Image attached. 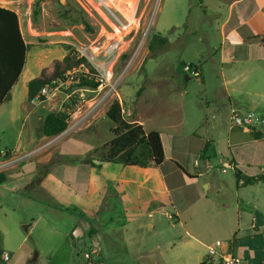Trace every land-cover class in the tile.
Wrapping results in <instances>:
<instances>
[{
  "label": "rangeland",
  "instance_id": "rangeland-1",
  "mask_svg": "<svg viewBox=\"0 0 264 264\" xmlns=\"http://www.w3.org/2000/svg\"><path fill=\"white\" fill-rule=\"evenodd\" d=\"M216 1L116 0L114 11L123 21H126L125 17L133 18L137 10V19L128 34L129 31L123 32L117 26L118 23L105 12L98 0H66L64 4L59 0H46L41 3L43 8L37 23L33 22L32 14V24L23 19L24 13H29L28 0H0V3L23 13L22 30L30 46L25 76L23 73L13 88L10 100L0 106V152H4L0 153V174L7 177V173L14 171L10 169H31L32 172H27H34L27 175V180L30 179L28 184L17 187L20 191L14 190L10 183L0 186V264L90 263L86 253L91 255L97 228L89 226V239L87 244L81 245L83 250L77 242L76 245L72 242L71 231L78 224L76 216L81 209L70 201L66 192H69L68 188H75L76 180L81 182L82 169L86 167L80 162L84 161L86 146L96 148L113 138L114 124L107 117V112L115 101L122 105L124 115L130 120L141 118L147 130L170 132L167 123H177L176 139L179 136L187 139L193 131L200 134L208 129L202 116L208 104L199 98L201 95L198 93L202 89L201 79L185 73V66L197 64L208 37L212 47L221 45L222 36L217 26L221 22L217 21ZM154 35L168 37L171 43L152 51L149 43ZM114 41H122L110 80L117 89L105 101L100 100L109 86L98 93L75 87L76 73H88V67L95 70L87 62L78 71L69 73L67 81L60 83L45 101L28 100L26 81L31 76L27 77L29 71L38 77L40 70L42 74L55 61H63L66 57L80 61L77 49L84 45L105 48ZM181 42L184 43L183 48ZM212 70L215 87L218 77L213 75L216 69L212 67ZM168 71L175 80L173 86L162 82ZM186 75L191 78L189 83ZM217 91L220 94V90ZM63 110L71 114L67 131L58 137L43 139L42 126L46 115ZM254 112L258 116L264 115V106ZM20 143L22 149L14 155L13 151H17ZM164 144L167 156L176 151V144L168 136H164ZM189 146L187 142L181 151L186 152ZM223 149L224 143L219 141V150ZM215 154L218 155V151ZM16 155L18 161L14 158ZM187 216V213L183 214L181 220L185 221ZM98 220L95 222L97 226L105 225ZM157 220L158 226L166 227V239L177 238L183 233L180 224L167 221L165 216L160 215ZM186 221L189 224L188 219ZM209 223L207 230L213 242H225V237L220 234L212 235ZM106 225L103 229L109 236L115 233L118 246L114 248L115 253L110 257L106 255L102 261L92 254L93 263L141 264L139 258L131 256L123 244L129 239L127 232L134 231V225L125 229L120 223H112L111 229ZM199 230L201 227L196 229L197 232ZM230 243L234 248L239 246L240 251H245L239 256L248 258L250 263L264 264V236L258 242L248 239L234 242L232 239L227 242L229 246ZM3 252L10 255V262L1 259ZM169 263L179 264V261L170 257Z\"/></svg>",
  "mask_w": 264,
  "mask_h": 264
},
{
  "label": "crops",
  "instance_id": "crops-1",
  "mask_svg": "<svg viewBox=\"0 0 264 264\" xmlns=\"http://www.w3.org/2000/svg\"><path fill=\"white\" fill-rule=\"evenodd\" d=\"M28 2L29 13H24L23 19L32 24L36 0ZM0 7L18 15L24 36L23 13L2 3ZM215 9L217 21L221 22L217 24L222 36L221 45L212 47L208 37L196 60L201 71L202 89L198 92L201 95L199 98L205 99L208 104L202 114L208 129L200 134L193 131L187 139L180 136L176 139L174 132L177 123H167L170 132L155 130L160 133L165 150V161L158 169L118 164H103L96 168L85 164L81 182L76 180L75 188H68L69 192H66L70 201L81 209L76 216L78 224L71 231L72 242H77L83 250L81 245L87 244L89 226L96 227V242L92 244L99 245L101 261L106 255L110 257L115 253L114 248L118 246L114 239L115 233L109 236L103 229L106 224L111 229L112 223H120L124 229L134 225V231L127 232L129 239L123 244L131 256L139 258L141 264H170V257L179 261V264H203L208 248L221 242H213L207 230L209 222L212 235L225 237V242H221L223 246L218 249L221 254L241 257L239 254L245 251H240L239 246L234 248L231 243L229 246L227 242L232 239L234 242L246 239L258 242L264 236V182L250 186L242 183L238 185L235 177V168L249 178L264 176V137L256 139L252 131L231 129L228 124L232 108L244 113H255V110L264 106V0H217ZM181 46L183 48L184 43ZM212 67L216 69L213 75L218 77L215 87L212 84ZM169 74L168 71L162 82L173 86L175 80ZM27 77L28 84L37 76L29 71ZM186 81H191L188 75ZM217 90H220V94ZM222 97L223 101L220 102ZM135 121L145 128L141 118ZM164 136L176 144V151L170 156H167ZM219 141L224 143L223 151L219 150ZM187 142L189 149L182 152ZM86 147V151L93 149ZM21 149L20 143L17 151H13L14 155ZM215 151L220 155L215 154ZM198 158L200 167L195 166ZM207 163L211 164V169H207ZM10 170L14 171L7 173L6 182L0 186L10 183L14 190L19 191L17 187L28 184L30 179L27 180V175L34 173L27 172H32L31 169ZM185 213L188 214L189 224L187 219L181 220ZM160 215L169 222L180 224L183 233L177 238L166 239V227L157 225ZM96 219L105 225L97 226ZM200 227L201 230L197 232L196 229ZM86 257L88 259L87 253ZM242 259L252 264L248 258Z\"/></svg>",
  "mask_w": 264,
  "mask_h": 264
},
{
  "label": "trees",
  "instance_id": "trees-1",
  "mask_svg": "<svg viewBox=\"0 0 264 264\" xmlns=\"http://www.w3.org/2000/svg\"><path fill=\"white\" fill-rule=\"evenodd\" d=\"M43 1L45 0H36L34 4V23L39 21ZM169 44L168 37L154 35L150 39L149 48L154 51L157 47L163 48ZM29 49L30 46L21 31L18 15L0 7V106L10 100L12 90L23 74ZM82 64L84 61L72 60L70 57H66L63 61H55L50 69H46L39 77L28 83V100L33 102L39 98L45 101L46 98L41 96L42 90L57 88L60 83L67 81L69 73L78 71ZM88 68V73L85 71L76 73L75 87L96 90L99 87L96 71L92 67ZM107 117L114 124L111 131L113 138L102 146L86 151L83 156L84 161L80 163L96 168L103 164H118L153 170L163 164L165 150L159 132H148L142 124L127 118L118 101L111 105ZM70 118L71 114L67 110L48 113L42 126L43 136L53 138L62 135L69 127ZM253 133L256 139L264 137L261 132ZM187 176L194 179L189 174ZM235 177L238 185L242 183L244 186H250L264 182V176L249 178L237 168H235ZM6 180V175L0 174V184H4Z\"/></svg>",
  "mask_w": 264,
  "mask_h": 264
},
{
  "label": "built area",
  "instance_id": "built-area-1",
  "mask_svg": "<svg viewBox=\"0 0 264 264\" xmlns=\"http://www.w3.org/2000/svg\"><path fill=\"white\" fill-rule=\"evenodd\" d=\"M105 12L111 16L118 24L117 26L121 28L123 32L129 31V29L134 25V20L137 19V10L133 14V20L126 18V21H123L116 15L114 11L116 0H98ZM118 12V11H117ZM132 29L128 32L131 33ZM125 37L122 38L124 40ZM122 41H114L108 44L105 48L100 46H88L84 45L77 49L78 58L82 61L87 62V64H92L95 67L96 71V81L99 83V90H91L94 93L100 92L101 89L110 87L105 95L101 98L100 101H105L109 95L116 92L117 86L115 83L111 84L110 80L112 79L113 66L115 65L117 55L121 49ZM82 66H84L82 64ZM185 73L189 76L200 79L201 71L198 65L188 64L185 66ZM118 84V82H117ZM58 88V87H57ZM55 88V90L57 89ZM54 89L45 88L41 92V96L46 99L51 95ZM99 95V94H98ZM39 100V98H37ZM229 125L231 129L234 128H243L248 129L252 132H261L264 133V117L258 116L252 112H242L239 109L232 108L229 115ZM195 166L200 167V159L198 158L195 161ZM224 166V165H223ZM207 169H211V164H206ZM229 167V166H227ZM223 244L221 242H216L214 245H211L208 248L207 256L203 264H247L241 257H236L233 255L221 254L219 253V248ZM90 254L97 256L98 259H101L102 253L99 245L97 243L92 244ZM88 256L89 264H96L92 261V256ZM1 259L4 262H10L11 257L7 252L1 254ZM215 259H219L216 261Z\"/></svg>",
  "mask_w": 264,
  "mask_h": 264
},
{
  "label": "water",
  "instance_id": "water-1",
  "mask_svg": "<svg viewBox=\"0 0 264 264\" xmlns=\"http://www.w3.org/2000/svg\"><path fill=\"white\" fill-rule=\"evenodd\" d=\"M59 1H60L61 4H64L66 0H59Z\"/></svg>",
  "mask_w": 264,
  "mask_h": 264
},
{
  "label": "bare ground",
  "instance_id": "bare-ground-1",
  "mask_svg": "<svg viewBox=\"0 0 264 264\" xmlns=\"http://www.w3.org/2000/svg\"><path fill=\"white\" fill-rule=\"evenodd\" d=\"M114 5H115V7H117L116 4H114ZM119 5H120V4H119ZM132 5H133V4L131 3V4H130V7H131ZM130 20H133V18H131ZM134 22H135V20H134Z\"/></svg>",
  "mask_w": 264,
  "mask_h": 264
}]
</instances>
